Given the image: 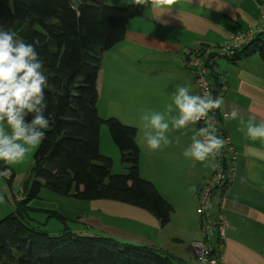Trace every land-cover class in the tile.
I'll list each match as a JSON object with an SVG mask.
<instances>
[{"label":"crops","instance_id":"obj_1","mask_svg":"<svg viewBox=\"0 0 264 264\" xmlns=\"http://www.w3.org/2000/svg\"><path fill=\"white\" fill-rule=\"evenodd\" d=\"M116 2L123 7L133 0ZM142 8L143 16L128 24L124 40L101 58L97 109L101 118H116L137 129L140 176L171 204V219L163 227L146 210L111 204L113 210L123 212L120 218L114 221L92 214L84 223L92 234L155 248L176 264H198L191 244L203 238L202 217L196 211L199 191L212 175V162L210 157L200 162L183 155L198 124L180 130L170 126L172 143L152 151L141 117L163 112L178 86L197 95L195 69L187 57L193 59L195 52L231 40L236 31L259 30L261 8L257 0H177L171 9L161 12ZM215 68L209 81L219 88L227 86L220 111L238 109L245 124L249 117H255L257 123L264 120V61L260 56L236 62L218 59ZM177 115L173 111L167 118ZM220 126L231 138L238 158L234 181L218 188L213 198V210H220L227 224L224 237L214 246L224 255V264H264V142L253 141L240 131L239 119L222 120ZM111 154L118 159L116 150Z\"/></svg>","mask_w":264,"mask_h":264},{"label":"trees","instance_id":"obj_2","mask_svg":"<svg viewBox=\"0 0 264 264\" xmlns=\"http://www.w3.org/2000/svg\"><path fill=\"white\" fill-rule=\"evenodd\" d=\"M104 1L0 0V25L27 43L41 42L37 51L48 77L45 115L51 117L34 157L31 189L0 218V264H176L152 247L122 243L98 232L76 234L69 228L51 235L28 219L33 209L29 203L46 187L79 200L138 207L163 227L170 222L173 207L140 176L137 129L98 113L101 58L124 40L128 24L143 16L142 6L115 7ZM254 54L264 61V27L230 59L236 62ZM103 125L120 151L123 174H112L113 160L100 151ZM50 217L67 220L56 211Z\"/></svg>","mask_w":264,"mask_h":264},{"label":"clouds","instance_id":"obj_3","mask_svg":"<svg viewBox=\"0 0 264 264\" xmlns=\"http://www.w3.org/2000/svg\"><path fill=\"white\" fill-rule=\"evenodd\" d=\"M176 3L177 0L132 2L135 6L150 8L153 12L171 9ZM263 27L264 23L259 30L253 31L257 33ZM41 46L38 39L27 43L14 31L0 25V161L5 165L21 163L28 153L42 143L46 137L45 130L51 123V117L45 115L48 77L44 74V65L37 51ZM60 94L62 91L58 93ZM223 103L222 97H214L211 92L194 95L188 87L178 86L163 112L154 111L141 117L147 147L152 151L162 146L167 147L172 143L168 136L170 126L175 130L186 129L189 124L204 119L206 127L199 128L191 137L192 143L184 150L183 155L200 162L215 156L224 146V141L217 136L214 118L209 117L208 113L220 108ZM173 111H178V115L169 120L167 117ZM223 116L225 120L239 119L242 125L240 131L253 141L264 142V120L257 123L255 117H249L245 124L236 108L224 112ZM10 174V167L0 171V176L7 177ZM3 200L4 197L0 194V202Z\"/></svg>","mask_w":264,"mask_h":264},{"label":"built area","instance_id":"obj_4","mask_svg":"<svg viewBox=\"0 0 264 264\" xmlns=\"http://www.w3.org/2000/svg\"><path fill=\"white\" fill-rule=\"evenodd\" d=\"M261 8V19L264 23V0H257ZM256 33L248 30L237 31L231 40L226 41L219 46L210 49L207 48L201 52H195L197 57L189 58L188 64L194 67L198 86L197 95H204L211 92L214 97L224 96L227 86L221 84V87L214 86L209 77L212 72H216L215 62L218 59L234 58L244 46L248 45ZM206 60V62L204 61ZM223 111L214 109L208 113L213 117L218 129L217 136L224 141V146L215 154L210 156L212 162V175L209 181L199 191L197 214L202 217L201 232L202 240L194 241L191 244L194 258L198 264H224V255L217 251L214 243L224 237L227 227L221 211H214L213 198L217 189L223 186H229L236 177L238 153L233 145L231 138L222 130L220 123L224 119ZM198 129L206 127L204 119L197 122Z\"/></svg>","mask_w":264,"mask_h":264},{"label":"rangeland","instance_id":"obj_5","mask_svg":"<svg viewBox=\"0 0 264 264\" xmlns=\"http://www.w3.org/2000/svg\"><path fill=\"white\" fill-rule=\"evenodd\" d=\"M104 2L106 5L115 7V3H117L116 0H105ZM38 147L39 145L28 153L21 163L9 166L0 161V171H3L6 167L11 168L10 176H0V194L4 197L3 202H0V218L8 216L16 208L17 201H23L28 189H31L34 180L31 177V169L34 165V157ZM113 150L118 152V159L111 156ZM100 151L103 155L109 156L113 160L112 174L125 173L126 170L121 163L120 151L112 140L106 125H103L100 131ZM10 180L11 182L9 183ZM111 204H121V206H126L127 208L131 206L111 200H79L70 196L59 195L43 187L39 196L29 203V206L33 209L29 211L28 219L31 220L32 226H39L43 231L51 235H57L65 228H69L71 231L81 235L92 234L90 228L84 223V218L87 216L100 214L103 217L112 218L114 221L122 216L123 212L113 210ZM130 208L143 210L134 206ZM51 211L58 212L67 220L63 222L58 218L50 217ZM143 212L146 211L143 210Z\"/></svg>","mask_w":264,"mask_h":264},{"label":"water","instance_id":"obj_6","mask_svg":"<svg viewBox=\"0 0 264 264\" xmlns=\"http://www.w3.org/2000/svg\"><path fill=\"white\" fill-rule=\"evenodd\" d=\"M75 2H76V4H79L80 2H79V0H75ZM51 22H52V20H49V24H51ZM56 25H58V24H56ZM246 46H244L243 48H245Z\"/></svg>","mask_w":264,"mask_h":264}]
</instances>
